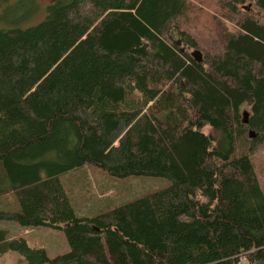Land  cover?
Here are the masks:
<instances>
[{
  "label": "trees",
  "instance_id": "trees-1",
  "mask_svg": "<svg viewBox=\"0 0 264 264\" xmlns=\"http://www.w3.org/2000/svg\"><path fill=\"white\" fill-rule=\"evenodd\" d=\"M188 2L0 0V197L17 201L0 207V224L59 230L68 246L49 257L0 226V255L264 264L253 163L264 148V0H217L224 14L207 43L175 24ZM84 167L168 184L100 212L99 201L73 203Z\"/></svg>",
  "mask_w": 264,
  "mask_h": 264
},
{
  "label": "rangeland",
  "instance_id": "rangeland-1",
  "mask_svg": "<svg viewBox=\"0 0 264 264\" xmlns=\"http://www.w3.org/2000/svg\"><path fill=\"white\" fill-rule=\"evenodd\" d=\"M51 1L52 0H37V2L42 5V9ZM187 8L188 12H186L184 17L177 20L175 24L179 27L186 28L190 33L194 34V36L199 37L204 43H207V40L209 42L211 36L210 31L215 30L219 25L216 19L221 14H224L217 0H189ZM42 13L43 12L40 11V14L38 13L30 19L29 23L40 20L42 18ZM225 14L227 16L226 12ZM221 22L223 23L222 20ZM224 24L227 25L230 31H236L235 26L232 25L231 22L224 20ZM177 30L178 28L172 27L170 35L174 42L181 44V38ZM241 111L247 112V109L243 106ZM209 131L210 129L208 127L204 128V132L208 133ZM253 163L259 180L258 182H260L261 188L264 191V148L257 152ZM78 172H83L86 176V190H84L83 187L80 190L78 189L79 197L75 200L76 202L74 201L73 203L77 205L79 201L83 206H86L94 200L95 202L91 205L93 209L96 205V201H99L97 208L100 212L112 205L115 206L136 197L140 198V196L146 195L168 184V180L163 177L136 176L130 178H114L113 176L106 175L107 173L102 172L100 169L90 167H84ZM72 178H75V176ZM106 202H112V204L105 208ZM15 205H17V201L12 194L0 197V207L2 206L5 209L11 210L15 208ZM9 232L11 236H25L29 245L32 247H44L49 257L58 253L63 254L68 248L67 243H65L64 234L59 230H52L44 227L26 230L16 223V225H10ZM22 259V256L18 253L8 251L0 255V264H20L23 261ZM240 264L249 263L245 260H241Z\"/></svg>",
  "mask_w": 264,
  "mask_h": 264
},
{
  "label": "water",
  "instance_id": "water-1",
  "mask_svg": "<svg viewBox=\"0 0 264 264\" xmlns=\"http://www.w3.org/2000/svg\"><path fill=\"white\" fill-rule=\"evenodd\" d=\"M192 53V55H193V57L197 60V61H201V53H199V51H194V52H191ZM242 117H243V121H245V122H247L248 121V119H247V112H243L242 113ZM249 135H250V137L252 136H254L255 134H254V132L253 131H249Z\"/></svg>",
  "mask_w": 264,
  "mask_h": 264
},
{
  "label": "crops",
  "instance_id": "crops-1",
  "mask_svg": "<svg viewBox=\"0 0 264 264\" xmlns=\"http://www.w3.org/2000/svg\"><path fill=\"white\" fill-rule=\"evenodd\" d=\"M16 225V224H14V223H11V222H3L0 226L1 227H6V228H8L9 230H10V225ZM28 229H33V228H27L26 230H28Z\"/></svg>",
  "mask_w": 264,
  "mask_h": 264
}]
</instances>
